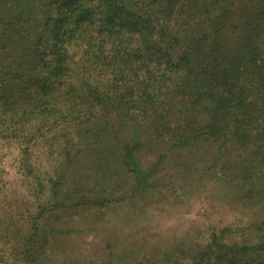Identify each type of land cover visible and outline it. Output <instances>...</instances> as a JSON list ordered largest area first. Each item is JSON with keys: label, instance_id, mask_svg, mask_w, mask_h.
Wrapping results in <instances>:
<instances>
[{"label": "trees", "instance_id": "obj_1", "mask_svg": "<svg viewBox=\"0 0 264 264\" xmlns=\"http://www.w3.org/2000/svg\"><path fill=\"white\" fill-rule=\"evenodd\" d=\"M65 126L64 159L42 207L54 217L147 194L165 158L185 150L233 203L262 211L264 0H0V133L23 145L28 169L38 135ZM104 141L130 178L124 188L109 181L119 172ZM95 147L92 164L79 159ZM142 150L155 156L146 166ZM45 216L30 219L21 242L31 264H45ZM253 227L259 242L212 234L193 259L216 248L220 264H264V220Z\"/></svg>", "mask_w": 264, "mask_h": 264}, {"label": "rangeland", "instance_id": "obj_2", "mask_svg": "<svg viewBox=\"0 0 264 264\" xmlns=\"http://www.w3.org/2000/svg\"><path fill=\"white\" fill-rule=\"evenodd\" d=\"M70 129L42 131L26 155L28 169L23 145L0 133V264H31L29 246L24 252L21 242L30 219L40 212L49 219L47 223L41 218L38 231L49 225L45 231L49 239L43 246L45 264H220L215 261L216 248L209 256L193 259L198 247L214 239L212 234L226 243L261 240L253 222L264 220V209L233 203L213 174L191 167L193 160L187 150L171 152L165 158L163 171L154 175L156 183L147 194L108 210L68 208L54 217L48 209L52 206L42 207L48 203L49 181L64 159L61 148L67 137L61 134L68 136ZM71 140L74 152L79 139ZM82 140L88 145L87 139ZM103 146L113 171L119 172L108 180L124 188L130 178L120 168L112 145L104 141ZM100 151L98 147L92 152L81 151L79 159L90 165ZM141 157L146 166L155 156L142 150ZM197 158L204 162L209 157L203 153Z\"/></svg>", "mask_w": 264, "mask_h": 264}]
</instances>
